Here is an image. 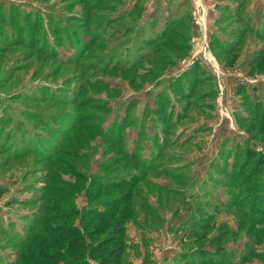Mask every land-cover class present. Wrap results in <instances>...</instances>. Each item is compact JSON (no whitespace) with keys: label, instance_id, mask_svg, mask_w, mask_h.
Segmentation results:
<instances>
[{"label":"rangeland","instance_id":"obj_1","mask_svg":"<svg viewBox=\"0 0 264 264\" xmlns=\"http://www.w3.org/2000/svg\"><path fill=\"white\" fill-rule=\"evenodd\" d=\"M0 264H264V0H0Z\"/></svg>","mask_w":264,"mask_h":264},{"label":"trees","instance_id":"obj_2","mask_svg":"<svg viewBox=\"0 0 264 264\" xmlns=\"http://www.w3.org/2000/svg\"><path fill=\"white\" fill-rule=\"evenodd\" d=\"M231 52V51H230ZM230 52H228V53H230ZM112 225H113V223H112ZM43 241H46V240H43ZM114 243H115V245L118 243V241H114ZM26 246H29V247H27L28 248V253H30V255H32V260L36 257V258H38V259H40V260H46V261H48V259H50V260H54V261H56L55 259H54V257H52V256H50V255H46V256H43L42 254H40V253H38V251L39 250H45V251H48L49 252V254L52 252V251H50V249L49 248H53V245H46L45 247H42V245H40V242H38V240H37V237H35L34 239H31L30 241H26ZM26 248V249H27ZM122 248H121V245H120V243H119V245H118V247L115 249V251H111L110 252V254H115L116 256L115 257H117V259L118 260H120V256H121V252H120V250H121ZM65 255H66V257H68V259L67 260H71V258H72V255H71V252H70V249H67L66 251H65ZM22 256V255H21ZM21 256H19V258H20V261L21 262H24L23 261V257H21ZM112 256V255H111ZM61 257V256H60ZM65 258V257H64ZM58 260V259H57ZM73 260V259H72Z\"/></svg>","mask_w":264,"mask_h":264}]
</instances>
